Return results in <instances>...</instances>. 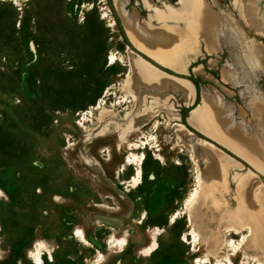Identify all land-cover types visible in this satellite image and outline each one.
Returning <instances> with one entry per match:
<instances>
[{
    "label": "rangeland",
    "instance_id": "rangeland-1",
    "mask_svg": "<svg viewBox=\"0 0 264 264\" xmlns=\"http://www.w3.org/2000/svg\"><path fill=\"white\" fill-rule=\"evenodd\" d=\"M207 1L214 52L207 12L194 41V18L168 22L177 70L143 0L123 3L135 34L115 0H0V264H264V67L248 49L264 57V35L238 0ZM141 60L167 76L140 77Z\"/></svg>",
    "mask_w": 264,
    "mask_h": 264
},
{
    "label": "bare ground",
    "instance_id": "bare-ground-1",
    "mask_svg": "<svg viewBox=\"0 0 264 264\" xmlns=\"http://www.w3.org/2000/svg\"><path fill=\"white\" fill-rule=\"evenodd\" d=\"M144 1V4H146V6L148 7H152L155 9V12L154 13V17L156 18V20H159L163 23V32H165L167 34V42L165 43L166 45L162 48H160V50H157L155 51L157 54H156V58L159 59L162 63H169L172 65V68L173 66L174 67H177V70L178 68H181L182 67V63H183V53H180V52H176L175 51V45L177 46L178 45V40L180 41V37H179V34L181 33L179 27H178V24L177 25H171L169 24V20H175V16L174 14H179L180 17L182 18V20L184 19L185 15L186 16H189V17H192L191 20L193 22V18H194V21L196 25H192V24H188V27L186 28V31L185 33H187V30L190 31L191 29L193 28H200L201 27V30H202V26L201 25H205L207 22H204L203 21V17L201 15V12L205 13L207 12V16H208V19L209 21H212L213 17L210 18V8L208 6L205 5L206 3V0H180L181 3H182V11L183 13L181 14V12H178L176 11V9H169V8H164L165 10H162L154 5L151 4V1L150 0H143ZM214 2V4L216 3V1L218 0H212ZM259 0H238V1H234L233 2V7L235 9L238 10L241 18L244 20V22L252 29V30H256L258 33L259 32H262L263 35H264V18L260 17L259 16V7L257 5V2ZM125 2V0H115L114 4H115V7L116 9L118 10V12L120 13V17H122V20L124 23H126L128 25V27L130 28V31L133 30L134 31V34L136 32L135 30V25H134V18L131 17L130 15H126L125 12L123 11V3ZM179 5V4H178ZM185 14V15H184ZM152 17V16H151ZM224 21L230 26V27H227L228 28V32H229V36L232 37V29L231 27H233V22H232V16H230L229 20H225V17H223ZM218 19L219 17L215 18V22H212V29L211 31L208 30L206 32V30H202L203 31V34L205 33H208L210 36L209 38L207 37L208 40L207 43L205 41V48L207 50L208 53H212L214 52L215 50V45L217 44L216 43V37H217V25H218ZM185 20V19H184ZM189 21V20H188ZM224 22V23H225ZM174 23V22H173ZM205 23V24H204ZM225 23V24H226ZM208 26V24H206ZM184 26V25H183ZM227 26V25H226ZM126 27V26H125ZM209 28V27H208ZM128 29V28H127ZM226 31V30H225ZM199 32H200V29H199ZM205 32V33H204ZM240 32L241 34H243L242 32V29H240ZM211 34L214 35V37L211 36ZM216 35V36H215ZM187 36H189V38L194 41V38L193 37H190V35L187 34ZM208 36V35H207ZM205 37V36H204ZM235 43L236 45V50L239 51V53L241 54L242 59L241 61H243L244 59L247 61V56H248V52L245 50V47L246 46H243L242 43L240 42V40H236L235 38H232L231 39V43ZM249 45V44H248ZM251 45V46H250ZM250 45L248 47L249 51L251 52L252 56L255 57L256 61L258 62V65L259 66H262L264 67V57L263 55L259 52L260 48L259 46L256 45L255 41L253 42H250ZM197 48V47H196ZM243 48V50H242ZM182 52V51H181ZM199 53V52H198ZM243 54V55H242ZM244 58V59H243ZM235 65H237L238 69L235 68L236 70L239 71V69H246L247 68V65L243 64V65H240L238 62H237V59H239V57L237 56V54L235 53ZM114 61V60H113ZM185 63V62H184ZM132 65H133V68L138 72L139 68L142 69V71H140V75L139 76H143L144 79H148L147 81L151 82V81H154L155 80H158L160 78H162V75L165 74V73H162V74H159V73H156L155 70H152L150 67H148L147 63L146 62H142V60L140 61V64L138 65L135 61H132ZM251 65V64H250ZM252 67V66H251ZM250 67V68H251ZM154 68V67H153ZM175 69V68H174ZM157 70V69H156ZM180 71V70H179ZM252 70L250 69V72ZM154 72V73H153ZM160 72V71H159ZM186 72V71H184ZM156 73V74H155ZM252 74H254L253 72H251ZM134 74V73H133ZM150 74H154L156 75V77L152 78L150 77ZM230 74V72L228 73ZM226 72V70L224 69V72H223V75L225 76V78L227 80H232L231 77L229 76ZM251 74V75H252ZM166 75V74H165ZM249 75V74H248ZM149 76V77H148ZM167 76V75H166ZM170 76V75H169ZM139 77V78H140ZM172 77V76H170ZM166 78V77H165ZM173 79H175L174 81V85L176 86V89L178 91H180L181 94L184 93V91H182V89L180 88H184L185 90H187V92H190L192 94V89L191 87L189 86V84L183 80V79H178V78H175V77H172ZM131 83V81H130ZM194 90V89H193ZM188 93L190 96L191 94ZM195 94V93H194ZM193 94V96H194ZM187 96V98H188ZM189 99V98H188ZM205 99V98H204ZM206 99H208L206 97ZM205 99V100H206ZM207 102V101H206ZM202 103V101H201ZM210 103V102H208ZM201 107V106H200ZM200 109V108H199ZM264 110V109H263ZM196 111V110H195ZM208 111V110H207ZM212 112V111H211ZM213 113V112H212ZM151 114V113H150ZM193 114V113H192ZM198 117H200L202 120H204L206 118V107L204 105H202L201 109L198 111L197 113ZM214 116V115H213ZM144 117V116H143ZM263 117V123H264V116L262 115ZM148 118V117H146ZM222 118V117H221ZM199 119V118H198ZM223 119V118H222ZM201 120V121H202ZM141 121V120H140ZM201 121H198V122H201ZM206 122V120H205ZM139 127V126H138ZM227 130V129H226ZM224 130V131H226ZM227 132V131H226ZM230 133V132H229ZM236 133V132H235ZM235 133H232V134H235ZM237 134V133H236ZM235 134V135H236ZM240 135L238 134V137ZM240 138V137H239ZM142 143V142H141ZM143 157H140V159L138 160V163L137 165L140 166L142 164V161H143ZM224 166V165H223ZM222 166V167H223ZM224 168V167H223ZM136 178V177H135ZM134 179V178H133ZM206 179V178H205ZM213 185V183L211 184ZM211 193V192H210ZM211 202V200H210ZM209 204V203H208ZM217 204V203H216ZM224 208V207H222ZM223 211V210H222ZM264 212V210H262ZM261 212V211H260ZM257 215V214H256ZM253 217V216H252ZM257 217H260V216H257ZM191 218V217H190ZM192 219V218H191ZM80 234V232H79ZM78 234V235H79ZM80 236H82L80 234ZM227 241V240H226ZM228 242V241H227ZM226 243V242H225ZM150 248V247H149ZM228 257V256H227ZM261 258V257H260ZM222 260V259H221ZM220 260V261H221ZM200 262V261H199Z\"/></svg>",
    "mask_w": 264,
    "mask_h": 264
},
{
    "label": "crops",
    "instance_id": "crops-1",
    "mask_svg": "<svg viewBox=\"0 0 264 264\" xmlns=\"http://www.w3.org/2000/svg\"><path fill=\"white\" fill-rule=\"evenodd\" d=\"M212 3V2H211ZM211 3L209 2V1H207L206 0V3H205V5L206 6H208L209 8H210V18H212L213 17V19H212V21L211 22H215L216 20H215V18H216V15H215V12H216V9H215V7L213 6V5H211ZM195 29L196 28H193V29H191L190 31H188L187 30V34L188 35H190V37H193L194 38V40L196 39L195 38ZM192 39V38H191Z\"/></svg>",
    "mask_w": 264,
    "mask_h": 264
}]
</instances>
